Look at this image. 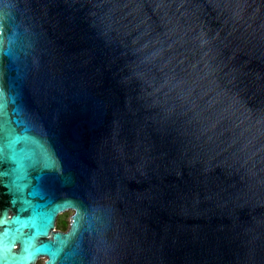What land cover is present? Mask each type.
Segmentation results:
<instances>
[{"label": "water", "instance_id": "water-1", "mask_svg": "<svg viewBox=\"0 0 264 264\" xmlns=\"http://www.w3.org/2000/svg\"><path fill=\"white\" fill-rule=\"evenodd\" d=\"M40 257L264 264V0H0V264Z\"/></svg>", "mask_w": 264, "mask_h": 264}, {"label": "flooded vegetation", "instance_id": "flooded-vegetation-1", "mask_svg": "<svg viewBox=\"0 0 264 264\" xmlns=\"http://www.w3.org/2000/svg\"><path fill=\"white\" fill-rule=\"evenodd\" d=\"M75 211L73 209H68L59 214L55 230L66 233L71 229L72 219ZM47 257H40L35 264H46Z\"/></svg>", "mask_w": 264, "mask_h": 264}]
</instances>
